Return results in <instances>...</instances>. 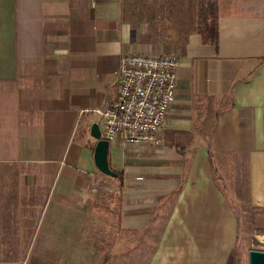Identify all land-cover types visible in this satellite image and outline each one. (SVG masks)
Returning a JSON list of instances; mask_svg holds the SVG:
<instances>
[{"label":"crops","instance_id":"0c3cea01","mask_svg":"<svg viewBox=\"0 0 264 264\" xmlns=\"http://www.w3.org/2000/svg\"><path fill=\"white\" fill-rule=\"evenodd\" d=\"M216 2V41L192 36L181 52L147 38L139 0H0V163L12 167L0 177L12 214L0 206V242L32 241L108 182L127 264H237L211 161L236 158L247 199L264 205V0ZM148 51L177 57L162 138L107 143L110 176L93 162V109L115 99L120 57ZM12 257L0 264H22Z\"/></svg>","mask_w":264,"mask_h":264},{"label":"rangeland","instance_id":"374dc122","mask_svg":"<svg viewBox=\"0 0 264 264\" xmlns=\"http://www.w3.org/2000/svg\"><path fill=\"white\" fill-rule=\"evenodd\" d=\"M216 4V0H139V21L147 38L173 41L184 52L192 36L201 42L210 41L206 39L215 21ZM237 164L232 156L213 158L211 171L230 202L234 220L231 233L235 234L232 257L237 264H247L248 249L264 248V205L247 199L243 172L238 171ZM11 170L0 163V177L4 178V172L11 177ZM5 179L3 186L11 191L12 180ZM112 188L108 182H101L91 189L84 204L61 206L56 217L65 221L50 225L44 218L30 242L1 241L0 259H13L20 253L22 264H127L126 255L119 254L117 235H113ZM4 196L0 194V206L6 219L11 220L10 204Z\"/></svg>","mask_w":264,"mask_h":264},{"label":"built area","instance_id":"2783aa9c","mask_svg":"<svg viewBox=\"0 0 264 264\" xmlns=\"http://www.w3.org/2000/svg\"><path fill=\"white\" fill-rule=\"evenodd\" d=\"M177 57L162 51L127 52L115 71L116 94L102 117L99 137L107 143L158 144L164 117L174 95Z\"/></svg>","mask_w":264,"mask_h":264},{"label":"water","instance_id":"95a60500","mask_svg":"<svg viewBox=\"0 0 264 264\" xmlns=\"http://www.w3.org/2000/svg\"><path fill=\"white\" fill-rule=\"evenodd\" d=\"M89 133L97 139L93 148L94 165L102 173L114 176L115 173L108 168L106 163L107 141L99 137V129L96 123L91 124ZM247 264H264V250L248 249Z\"/></svg>","mask_w":264,"mask_h":264},{"label":"trees","instance_id":"16d2710c","mask_svg":"<svg viewBox=\"0 0 264 264\" xmlns=\"http://www.w3.org/2000/svg\"><path fill=\"white\" fill-rule=\"evenodd\" d=\"M206 40H210L213 43L216 41V22L215 21H214L212 28H211V31H210V37H207Z\"/></svg>","mask_w":264,"mask_h":264}]
</instances>
